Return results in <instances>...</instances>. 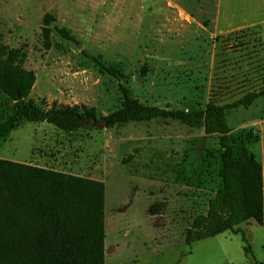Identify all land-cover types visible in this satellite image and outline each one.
I'll list each match as a JSON object with an SVG mask.
<instances>
[{"label": "rangeland", "instance_id": "obj_1", "mask_svg": "<svg viewBox=\"0 0 264 264\" xmlns=\"http://www.w3.org/2000/svg\"><path fill=\"white\" fill-rule=\"evenodd\" d=\"M47 13L77 43L52 32L44 49ZM0 43L25 52L23 67L36 76L28 97L42 107L86 105L97 118L121 107L118 81L84 51L117 66L141 103L197 110L264 82V0H0ZM13 106L0 91V124ZM226 120L232 145L243 144L262 165L264 198V96ZM220 153L217 134L161 118L73 133L22 120L0 140L2 159L104 183L105 264H264V218L239 226L253 256L229 231L184 240L221 186Z\"/></svg>", "mask_w": 264, "mask_h": 264}, {"label": "trees", "instance_id": "obj_2", "mask_svg": "<svg viewBox=\"0 0 264 264\" xmlns=\"http://www.w3.org/2000/svg\"><path fill=\"white\" fill-rule=\"evenodd\" d=\"M55 21L48 13L42 18L43 48L51 47L52 32L77 43L71 32ZM83 54L99 73L118 81L122 95L121 107L100 118L93 107L86 105H37L28 97L36 76L23 67L25 52L0 43V91L14 101L12 114L0 124V140L22 120L46 122L73 133L93 125L86 119H103L109 128L161 118L217 134L221 186L208 199L206 212L195 216L184 230V240L192 245L229 231L241 235L244 253L253 256L245 231L239 226L251 219L263 223L262 165L246 146L232 145L226 114L232 109L248 108L264 96V82L257 90L229 103L209 101L197 110L167 109L133 98L122 82L125 74L117 66L84 51ZM146 71L143 66L142 74ZM160 209L159 203L149 211L158 214ZM104 217L102 181L0 158V264H105Z\"/></svg>", "mask_w": 264, "mask_h": 264}, {"label": "water", "instance_id": "obj_3", "mask_svg": "<svg viewBox=\"0 0 264 264\" xmlns=\"http://www.w3.org/2000/svg\"><path fill=\"white\" fill-rule=\"evenodd\" d=\"M20 99V98H19ZM88 121H90L93 125H95V126H98V127H103V128H107V126H106V122H105V120H99V121H97L96 119H90V120H88V119H86L85 120V122H88Z\"/></svg>", "mask_w": 264, "mask_h": 264}]
</instances>
